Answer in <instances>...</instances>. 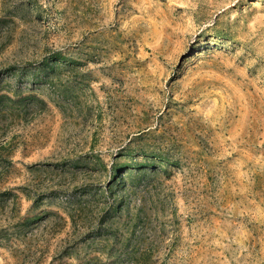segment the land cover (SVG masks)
<instances>
[{"label":"rangeland","instance_id":"374dc122","mask_svg":"<svg viewBox=\"0 0 264 264\" xmlns=\"http://www.w3.org/2000/svg\"><path fill=\"white\" fill-rule=\"evenodd\" d=\"M0 264H264V0H0Z\"/></svg>","mask_w":264,"mask_h":264}]
</instances>
